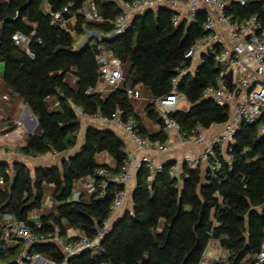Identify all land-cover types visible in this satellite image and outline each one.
I'll use <instances>...</instances> for the list:
<instances>
[{"label":"trees","instance_id":"1","mask_svg":"<svg viewBox=\"0 0 264 264\" xmlns=\"http://www.w3.org/2000/svg\"><path fill=\"white\" fill-rule=\"evenodd\" d=\"M85 0H9L0 3V63L3 80L21 97L40 128L39 135H31L17 149L26 157L63 154L75 148L82 114L100 115L122 122L133 119L141 134L151 143L165 144L167 134L144 131L134 113L125 89L144 87L153 99L167 95L173 88L178 67H188L184 54L203 40L205 14L199 13L192 24H174L176 12L166 7L134 16L129 28L115 34L114 22L120 12L119 3L132 0H93L104 23L95 24L76 16L72 31L67 32L50 24L47 4L51 11L67 4L78 8ZM239 20L255 16L264 27V0H247L244 7L232 11ZM35 36L29 45L32 57L11 37L19 32ZM80 46L75 35H87ZM117 59L131 67L123 89L111 90L106 98L98 92L100 80L99 57ZM75 77V88L66 84V77ZM219 72L213 57L204 54L192 73L179 77L175 91L187 104L186 109L169 113L179 128L183 140L222 126L230 118L227 107L218 105L203 92L216 87ZM54 98L60 110L51 112L47 99ZM148 118L162 126L154 104L146 108ZM258 125L243 124L230 144L228 160L220 148L214 149L207 167L190 169L186 162L173 175V163H166L152 179L144 166L135 176L131 209L115 220L105 231L96 250H85L69 258L51 243L26 246L12 239L8 246L0 232V264H19L25 255L43 256L53 264H199L210 246L224 254L210 264H241L256 255L264 242V132ZM101 155L111 159L112 165L99 161ZM129 155L124 142L112 131L88 128L80 148L59 167H37L31 171L25 164H2L5 188L0 191V222L3 216L25 224L37 236L52 233L72 244L80 239H92L104 229L110 218V205L118 187L108 183L103 189L96 175L104 169L116 175ZM89 179L94 192L89 198L80 195L73 201L77 181ZM54 188L55 214L43 216L37 224L28 215L42 206L43 186ZM66 228L78 232L68 237ZM22 264H28L23 262ZM254 264V263H246Z\"/></svg>","mask_w":264,"mask_h":264},{"label":"built area","instance_id":"2","mask_svg":"<svg viewBox=\"0 0 264 264\" xmlns=\"http://www.w3.org/2000/svg\"><path fill=\"white\" fill-rule=\"evenodd\" d=\"M8 3L9 0H1ZM247 0H132L126 3H119L120 12L114 22L115 34H122L130 26L132 18L147 10H157L160 7H166L176 12L172 21L178 24L185 21L192 24L199 13L205 14L203 30L207 36L192 46L184 54L185 60L189 63L188 67H178L177 77L171 80L173 88L162 98L156 99L154 105L162 119V128L164 131H173L178 134V125L169 118V113L177 108L181 100V95L175 91V86L180 76L186 73H192L195 69V62L200 60L202 54H208L213 57L215 67L219 72L216 79V87L207 88L203 95L211 98L218 105L227 107L230 111L229 120L222 125L221 133L213 138L204 151L195 157H189L185 160L190 169L200 167L206 163V168L211 171L215 169L217 163L208 165V160L214 155V149L220 148L226 159L230 160V144L233 142L234 135L240 130L243 124H256L258 132H264V27L255 17L242 18L239 20L232 12L234 7H244ZM50 24L60 29L72 31L71 20L76 16L82 17L89 23H104L103 17L97 12L93 5V0H85L78 8L73 4H67L57 11H49ZM94 33L87 34V37ZM35 36L34 28H31L28 34L15 33L11 39L15 46L21 47L28 56L29 45ZM98 65L100 67V82L110 90L123 88L126 75V67L117 59H107L99 57ZM230 74L231 82H228L227 76ZM238 91V93H237ZM126 95L129 100L139 99L141 97L138 88H126ZM237 93V95H236ZM7 99V96H3ZM80 121L101 120L112 121L116 119L124 132L132 141L136 151H147L153 148L155 151L164 153L169 150V146L157 144L153 145L144 137L135 120L129 119L122 122L118 116L112 120L103 119L100 115H84L80 108H76ZM195 140L202 143L203 137L199 133L194 136ZM4 151L0 147V191L5 188V175L8 171L2 170V158ZM146 167L151 174V179L162 171V166L154 163L147 156H129L127 162L116 175H109L104 169H99L96 175L101 179L100 187L103 189L108 183L117 185L118 189L114 194L113 202L110 205V218L105 223L104 229L98 230L92 239H80L72 244L66 243L59 236L58 228L52 233L44 236H37L25 224L12 222L7 225L0 223V232L2 241L6 245H12V239L22 241L26 246L35 243L51 242L55 244L64 256V263L85 250H96L104 236L105 231L110 226L112 217L125 205L129 197L130 185L133 181V175L142 167ZM176 175L177 168L171 170ZM90 195L94 192L93 185L89 189ZM39 227V224H37ZM53 264L43 256L31 257L25 255L18 263L22 264ZM264 264V242L260 251L246 263ZM199 264H210L204 259Z\"/></svg>","mask_w":264,"mask_h":264},{"label":"crops","instance_id":"3","mask_svg":"<svg viewBox=\"0 0 264 264\" xmlns=\"http://www.w3.org/2000/svg\"><path fill=\"white\" fill-rule=\"evenodd\" d=\"M0 3H4L0 0ZM43 10L45 13H49L50 8L47 4H44ZM72 29L74 27V19L71 20ZM87 35H85V39ZM82 42L80 46L83 44ZM199 60L195 62L194 65H197ZM126 67V75L130 71L129 65H125ZM3 70L0 69V147L4 151V156L2 158V164L12 165L15 162H20L25 164L31 171H33L37 167L41 168H53L59 167L63 161V159H67L70 155L74 154L82 145L85 133L88 128H97L103 130H110L115 133L125 144L126 151L129 156L139 157V156H147L154 161L157 165H165L166 163L175 164L174 167L177 168V172L181 170L182 164L189 157H195L200 155L206 145L210 143V141L218 136L222 131V126H213L208 130H200L203 131V142L200 143L195 140L194 136H191L188 140H183L173 131H164L162 126L158 123H153L147 116L146 108L153 104L155 99L151 98L149 95V91L147 88L138 87L141 97L139 99L130 100L133 111L140 119V124L144 131L149 134H158L161 130H163L167 136L168 140L165 144L169 146V150L164 153H160L155 151L153 148L147 151H136L132 141L128 137V135L124 132V130L117 125L116 119L112 121H101V120H86L81 122L80 130L77 134V142L75 148L72 150L65 152L63 154H46L42 156L36 157H26L18 153L17 149L23 146L28 138L31 135H39L40 128L37 124L36 119L31 114L28 107L23 103L21 97L17 94L13 93L11 87L5 84L3 80ZM66 84H68L71 88H75V77L73 75H69L66 77ZM125 84V81H124ZM98 92L101 94L102 98H106L111 90L106 87L103 83L99 81ZM3 96H7V99H4ZM47 105L51 112H58L60 110L59 103L54 98L47 99ZM187 104L184 100H181L177 105V109H186ZM200 133V132H199ZM206 142H205V141ZM153 145H157L159 143H152ZM99 161L106 165H112V161L106 155H101L99 157ZM206 163H203L200 166L202 174L206 169ZM137 171L133 175V181L130 185V194L127 198L125 205L121 208L110 220V225L117 219H119L126 210L131 209V194L133 192L135 186V176ZM92 187V182L89 179H82L76 182L74 187V192L72 196V200H78L80 195H83L84 198H89L90 192L89 189ZM54 188L51 185L43 186V200L42 206L40 209L32 211L28 215V220L32 223L38 224L39 219L43 216H48L52 213H56V204L53 200ZM14 222L11 218L3 216L1 218V222L3 225H7ZM68 237H75L78 235L77 231L66 228ZM207 250V249H206ZM205 250V251H206ZM222 251V250H221ZM212 254L217 253V249L211 247ZM215 255L213 259H203L209 263L213 260H217L221 257V255Z\"/></svg>","mask_w":264,"mask_h":264},{"label":"rangeland","instance_id":"4","mask_svg":"<svg viewBox=\"0 0 264 264\" xmlns=\"http://www.w3.org/2000/svg\"><path fill=\"white\" fill-rule=\"evenodd\" d=\"M84 41H85V36H83V35H75V44H76V46H79ZM0 69H3V64L2 63H0ZM199 132L203 136L204 132L203 131H199ZM210 252H211V247L209 246L207 248V250L205 251V253H204V259H208V258L213 259V258H215V255L217 256V255H220L222 253L220 248H217V253L212 254Z\"/></svg>","mask_w":264,"mask_h":264},{"label":"water","instance_id":"5","mask_svg":"<svg viewBox=\"0 0 264 264\" xmlns=\"http://www.w3.org/2000/svg\"><path fill=\"white\" fill-rule=\"evenodd\" d=\"M148 11H151V10H147V11H145V12H148ZM204 54H202L201 55V57L203 56ZM130 69H131V67H130ZM227 79H228V82L230 83L231 82V77H230V74L227 76ZM123 87H124V84H123ZM123 89V88H122ZM237 93H238V91H237ZM237 93H236V95H237ZM63 160H66V159H63ZM163 166L164 165H162V168H163ZM131 196H132V194H131ZM36 244H32V245H30V247H33V246H35Z\"/></svg>","mask_w":264,"mask_h":264}]
</instances>
